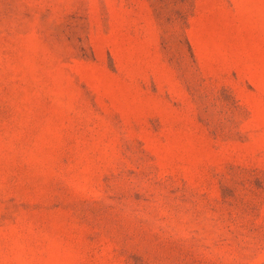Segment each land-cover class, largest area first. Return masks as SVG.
<instances>
[{"label": "rangeland", "instance_id": "rangeland-1", "mask_svg": "<svg viewBox=\"0 0 264 264\" xmlns=\"http://www.w3.org/2000/svg\"><path fill=\"white\" fill-rule=\"evenodd\" d=\"M0 264H264V0H0Z\"/></svg>", "mask_w": 264, "mask_h": 264}]
</instances>
